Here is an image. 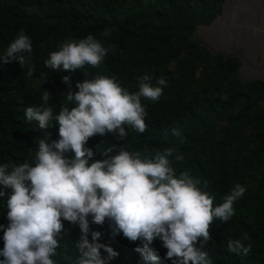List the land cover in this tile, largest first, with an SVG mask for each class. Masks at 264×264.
Listing matches in <instances>:
<instances>
[{
  "label": "trees",
  "instance_id": "1",
  "mask_svg": "<svg viewBox=\"0 0 264 264\" xmlns=\"http://www.w3.org/2000/svg\"><path fill=\"white\" fill-rule=\"evenodd\" d=\"M222 1L0 0V55L21 29L33 48L31 65L23 69L14 61L0 62V164L34 162L37 138L58 139V129H41L38 121L29 122L24 115L28 106L41 103L42 90L36 81L42 74L48 73L41 87L52 93L49 106L56 114L61 105L75 106L60 95L67 91L63 76L71 77L73 92L78 90L76 82L86 78L84 72L89 79L97 73L114 77L130 92L138 91V77L150 75L153 85L164 77L167 87L158 101L141 98L147 112L144 133L128 129L125 141L111 133L96 135L86 146L93 149L94 159L125 142L130 152L143 151L145 146L149 150L178 147L184 160L177 161L174 154L169 158L171 166L177 175L189 170L192 177L207 180L204 190L215 197L216 205L235 184L245 186L232 219L212 225L215 243L210 241L205 250L213 264H264V109L255 111L264 97V81H240L237 57L212 54L192 36L196 25L207 24L220 12ZM220 20L221 16L209 29L218 32ZM89 34L111 46L98 68L56 73L45 67L49 53L59 50L63 42ZM30 66H34L33 76L27 77ZM173 128L181 131L183 143L172 135ZM5 207L6 201L0 199V224L6 226ZM64 227L59 255L54 257L57 264H71L73 241L79 234L78 225L64 221ZM90 227L102 233L101 243L119 253L109 264H146L135 251L140 241L131 242L122 233L113 236L107 221ZM245 233L250 237L245 245H252L249 254L227 252L228 239ZM2 236L0 231V248ZM150 247L159 257L158 264H171L162 241L157 238Z\"/></svg>",
  "mask_w": 264,
  "mask_h": 264
},
{
  "label": "clouds",
  "instance_id": "2",
  "mask_svg": "<svg viewBox=\"0 0 264 264\" xmlns=\"http://www.w3.org/2000/svg\"><path fill=\"white\" fill-rule=\"evenodd\" d=\"M110 47L89 34L79 41L63 42L59 50L49 53L44 65L56 73L98 68ZM32 51V41L21 29L0 55V62L14 61L23 69L31 65ZM33 72L30 66L26 76ZM47 75L36 81L42 90L41 103L28 106L24 115L29 122L38 121L41 129H58V139L37 138L34 162L0 164V199L6 201L8 221L6 226L0 224V264H57L54 257L64 239V221L79 227L71 264H109L119 255L100 242V231L90 227V223L102 226L106 221L113 236L122 233L131 242L140 241L135 251L146 264H158L159 257L150 247L157 238L171 264H213L205 250L212 241L210 229L217 220L232 219L245 186L235 184L216 205L215 197L204 190L207 180L192 177L189 170L177 175L171 166L169 158L174 154L177 161L184 160L178 147L149 150L145 146L143 151L130 152L125 142L94 159L93 149L86 146L96 135L111 133L125 141L128 129L144 133L147 112L141 98L158 101L166 79L160 77L153 85L152 77L145 74L138 77V91L130 92L114 77L97 73L89 79L84 72L86 78L76 82L78 90L73 92L71 77L63 76L67 91L60 95L75 106L61 105L56 114L49 106L52 93L41 87ZM171 132L179 143L184 142L179 129ZM249 239L247 233L228 239L227 252L248 255L252 245L244 242Z\"/></svg>",
  "mask_w": 264,
  "mask_h": 264
},
{
  "label": "rangeland",
  "instance_id": "3",
  "mask_svg": "<svg viewBox=\"0 0 264 264\" xmlns=\"http://www.w3.org/2000/svg\"><path fill=\"white\" fill-rule=\"evenodd\" d=\"M223 1L221 8L224 7L225 2ZM250 3L260 4L261 11L257 8L255 11L248 10ZM232 5L239 7L238 12L231 13L224 29L221 21L216 26L218 32L209 29L221 14L220 8V12L207 24L195 26L192 32L193 39L212 54L219 53L224 57H237L239 64L236 68V77L240 81L250 79L264 81V77L258 75H264V0H234ZM254 29H260V31H254ZM222 31L226 33L224 38L219 34ZM227 43L229 45L225 46L224 44ZM261 108L264 109V97L255 107V111Z\"/></svg>",
  "mask_w": 264,
  "mask_h": 264
},
{
  "label": "bare ground",
  "instance_id": "4",
  "mask_svg": "<svg viewBox=\"0 0 264 264\" xmlns=\"http://www.w3.org/2000/svg\"><path fill=\"white\" fill-rule=\"evenodd\" d=\"M232 2H234V0H225V3H224V7H223V11H222V14L221 15H219L218 16V18L221 16V22L224 24L223 25V29L227 26V19H228V17L231 15V13L232 12H235V13H237L238 12V8L239 7H234L233 5H232ZM238 5L240 6V3H238ZM258 9V10H260L261 11V5L260 4H253V3H250L249 5H248V10L250 9L251 11H255V9ZM259 11V12H260ZM250 12V11H249ZM217 20V19H216ZM215 20V21H216ZM214 21V22H215ZM213 22V23H214ZM213 25V24H212ZM211 25V26H212ZM220 35H221V37H225L226 35V33L225 32H221V33H219ZM225 46H228L229 44L227 43V44H224Z\"/></svg>",
  "mask_w": 264,
  "mask_h": 264
},
{
  "label": "water",
  "instance_id": "5",
  "mask_svg": "<svg viewBox=\"0 0 264 264\" xmlns=\"http://www.w3.org/2000/svg\"><path fill=\"white\" fill-rule=\"evenodd\" d=\"M223 2H225V0H224ZM223 4H224V3H223ZM222 11H223V8H221V14H222ZM221 14H220V15H221Z\"/></svg>",
  "mask_w": 264,
  "mask_h": 264
}]
</instances>
